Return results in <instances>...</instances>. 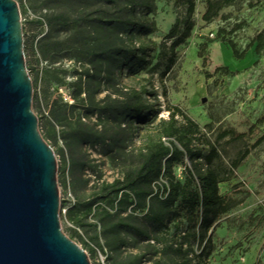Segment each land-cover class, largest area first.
I'll return each instance as SVG.
<instances>
[{"label": "rangeland", "instance_id": "374dc122", "mask_svg": "<svg viewBox=\"0 0 264 264\" xmlns=\"http://www.w3.org/2000/svg\"><path fill=\"white\" fill-rule=\"evenodd\" d=\"M17 1L34 87L33 109L56 153L63 212L136 167L147 143L158 138L160 122L169 118L168 106L176 105L216 143L225 168L250 148L235 175L219 184L234 205L215 228L209 264H264V48L259 53L250 48L246 61L234 57L220 37L223 33L232 38L243 50L264 29V0H234L209 22L203 18L206 0H195L191 36L174 50L177 35L169 31L178 20L179 30L184 28L187 5L182 0H146L131 7L127 0ZM51 40L65 41L64 47L44 53L40 43ZM140 47L144 49L137 50ZM173 53L175 63L167 69ZM218 66L234 73L215 72ZM131 87L146 88L144 96L155 104L156 115L144 122L131 117L123 106ZM76 94L79 104L71 108ZM227 128L244 137L217 140L219 131ZM93 134L102 135L95 144ZM186 163L190 165L188 159ZM174 170L185 179L184 166ZM130 208L104 221L92 213L77 232L61 215L62 228L87 251L92 264H129L130 256L137 254L144 255L141 264H152L154 248L127 226L116 225L119 218L125 224L145 225L144 211L127 217ZM121 238L124 245H108Z\"/></svg>", "mask_w": 264, "mask_h": 264}, {"label": "trees", "instance_id": "16d2710c", "mask_svg": "<svg viewBox=\"0 0 264 264\" xmlns=\"http://www.w3.org/2000/svg\"><path fill=\"white\" fill-rule=\"evenodd\" d=\"M127 1L130 7L137 3H146V0ZM182 1L187 5V17L183 30H179L178 20L169 31L170 36L177 35L171 46L172 50L187 41L195 24V0ZM233 1L206 0L203 18L207 22L211 21L225 5ZM220 37L238 59L244 58L253 46L257 53L264 48V29L255 35L243 50H239L232 38L225 37L223 33H220ZM64 43L62 40L41 42L40 49L49 53L54 49L63 48ZM31 47L36 50L33 41ZM174 55L175 53L168 58L167 69L175 63ZM218 71L234 73L228 66H218L215 72ZM80 80L77 79L74 85ZM146 91L145 87H131L123 103L131 117L139 122L146 121L152 113L156 115L155 104L144 96ZM74 98L75 102L71 104V108L79 104L77 94ZM61 105L66 106L67 103L62 102ZM168 109L170 116L160 122L158 138L147 143V152L136 167L127 170L123 178L103 184L102 188L87 200L75 201L67 207L65 213L62 202L61 215H64L67 222L74 224V231L77 232V227H83L84 220L92 213L104 221L109 216L119 217L130 207L131 212L127 213V217L138 210L144 211V226L122 223L124 219L121 218L116 225L127 226L136 237L154 248L152 254L155 257L149 258L152 264H209L214 250L212 237L215 228L234 205L230 198L220 192L219 184L235 175L237 168L249 155L250 148L246 147L240 151L225 168L224 164L219 162L221 156L216 143L207 139L200 124L179 106H168ZM78 118H81V114ZM84 134L91 135L86 132ZM93 135L92 144L102 138L101 134ZM226 136H230V139H241L244 134L234 128H227L219 131L217 140ZM163 137L168 139V144ZM186 159L190 165L186 163ZM177 165L184 166V180L175 174L174 168ZM162 177L164 182L160 184ZM113 209L115 211L111 212ZM124 244V238H121L120 242L108 241V245L114 249ZM194 244H197L199 251L194 248ZM143 257L144 255L140 254L130 256L129 264H141Z\"/></svg>", "mask_w": 264, "mask_h": 264}, {"label": "water", "instance_id": "95a60500", "mask_svg": "<svg viewBox=\"0 0 264 264\" xmlns=\"http://www.w3.org/2000/svg\"><path fill=\"white\" fill-rule=\"evenodd\" d=\"M17 0H0V264H92L61 223L58 160L33 109Z\"/></svg>", "mask_w": 264, "mask_h": 264}, {"label": "bare ground", "instance_id": "6f19581e", "mask_svg": "<svg viewBox=\"0 0 264 264\" xmlns=\"http://www.w3.org/2000/svg\"><path fill=\"white\" fill-rule=\"evenodd\" d=\"M248 59H249V56H246L244 60H246V61H247Z\"/></svg>", "mask_w": 264, "mask_h": 264}, {"label": "built area", "instance_id": "2783aa9c", "mask_svg": "<svg viewBox=\"0 0 264 264\" xmlns=\"http://www.w3.org/2000/svg\"><path fill=\"white\" fill-rule=\"evenodd\" d=\"M66 209H64V211H65Z\"/></svg>", "mask_w": 264, "mask_h": 264}]
</instances>
